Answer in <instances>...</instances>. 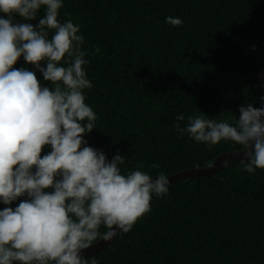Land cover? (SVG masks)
Returning <instances> with one entry per match:
<instances>
[{"label": "trees", "instance_id": "obj_1", "mask_svg": "<svg viewBox=\"0 0 264 264\" xmlns=\"http://www.w3.org/2000/svg\"><path fill=\"white\" fill-rule=\"evenodd\" d=\"M43 16L42 6L36 19L17 15L14 22L35 26ZM169 16L183 24H167ZM69 19L85 37L84 67L93 84L85 102L98 117L85 138L109 161L120 154L124 171L171 176L244 149L231 141L195 142L175 125L185 127L200 111L231 124L241 104L261 106L264 0H64L58 20ZM13 67L34 71L51 89L23 57ZM180 114L183 121L176 120ZM48 151L44 146L41 156ZM245 162L230 160L214 174L171 182L128 232L83 256L85 264H264V169L249 174ZM154 163L160 167L151 168Z\"/></svg>", "mask_w": 264, "mask_h": 264}, {"label": "clouds", "instance_id": "obj_2", "mask_svg": "<svg viewBox=\"0 0 264 264\" xmlns=\"http://www.w3.org/2000/svg\"><path fill=\"white\" fill-rule=\"evenodd\" d=\"M42 6L35 26L14 22L17 15L36 19ZM63 6L64 0H0V13L8 14L0 15V203L9 205L0 209V264H85L82 250L128 232L151 210L153 195H167L171 184L164 172L124 171L125 156L109 161L88 145L98 117L85 102L84 90L93 87L84 67L85 37L79 24L58 20ZM165 22L183 24L171 16ZM21 57L51 89L34 71L13 67ZM259 103L241 104L231 124L200 111L175 127L198 143L243 146V171L252 174L264 169V96ZM44 146L50 151L41 156Z\"/></svg>", "mask_w": 264, "mask_h": 264}, {"label": "water", "instance_id": "obj_3", "mask_svg": "<svg viewBox=\"0 0 264 264\" xmlns=\"http://www.w3.org/2000/svg\"><path fill=\"white\" fill-rule=\"evenodd\" d=\"M259 95L264 96V67L259 71L257 74V85H256ZM247 150L242 151H229L222 155H220L216 160L208 167L199 169L194 168L190 170H185L178 172L174 175L169 176L170 182H174L176 180L182 179H190L193 177H203L214 174L217 170H219L227 161L230 160H243L244 152ZM112 241V240H111ZM111 241L105 242L101 239L93 243L88 249L82 250V257L89 256L95 254L106 247Z\"/></svg>", "mask_w": 264, "mask_h": 264}]
</instances>
